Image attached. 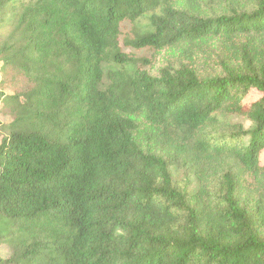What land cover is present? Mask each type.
Returning <instances> with one entry per match:
<instances>
[{
    "label": "trees",
    "instance_id": "16d2710c",
    "mask_svg": "<svg viewBox=\"0 0 264 264\" xmlns=\"http://www.w3.org/2000/svg\"><path fill=\"white\" fill-rule=\"evenodd\" d=\"M147 16L157 77L121 48ZM8 26L0 264H264V0H0Z\"/></svg>",
    "mask_w": 264,
    "mask_h": 264
},
{
    "label": "rangeland",
    "instance_id": "374dc122",
    "mask_svg": "<svg viewBox=\"0 0 264 264\" xmlns=\"http://www.w3.org/2000/svg\"><path fill=\"white\" fill-rule=\"evenodd\" d=\"M9 18V14L6 16ZM149 16L140 19L135 24H125L122 28L123 36L121 40L122 52L126 55L139 60V68L141 70L147 71L151 76H159L160 70L166 64V53L157 54L151 50L136 51L133 50L125 44V41L131 40L137 36H142L145 32H148L149 29ZM12 31V26L3 27L0 29V48L4 45L6 39L9 37ZM216 51L211 52L209 55L210 58H207L198 65V69L203 75L214 76L218 74L215 70V65L217 63ZM143 60L150 61L149 64L143 65ZM32 88L31 82L27 80L24 75L17 69L12 67H4L3 63L0 62V95H5L7 97L25 93L26 91ZM15 89V91L13 90ZM262 97V94L256 90H252L248 97L245 99V103L250 105ZM14 106L12 104L6 103V100H0V123L1 131L3 135H7L10 132L11 124L15 120ZM218 119L224 129L229 128L231 125H241L245 129L251 127V123L243 118L238 116H229L225 114L218 115ZM261 165L264 166V152L261 155ZM182 184L186 186L188 183L186 176L180 178ZM7 228L6 225L0 226V231H3ZM14 237H10L3 240V244L0 248V254L4 259H10L13 257V245L11 244Z\"/></svg>",
    "mask_w": 264,
    "mask_h": 264
}]
</instances>
